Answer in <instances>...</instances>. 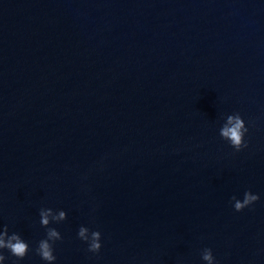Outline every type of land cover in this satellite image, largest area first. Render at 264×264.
<instances>
[{
	"label": "water",
	"instance_id": "obj_1",
	"mask_svg": "<svg viewBox=\"0 0 264 264\" xmlns=\"http://www.w3.org/2000/svg\"><path fill=\"white\" fill-rule=\"evenodd\" d=\"M41 208L52 264H264V0H0V264Z\"/></svg>",
	"mask_w": 264,
	"mask_h": 264
},
{
	"label": "clouds",
	"instance_id": "obj_2",
	"mask_svg": "<svg viewBox=\"0 0 264 264\" xmlns=\"http://www.w3.org/2000/svg\"><path fill=\"white\" fill-rule=\"evenodd\" d=\"M248 132V128L245 125V121L239 113L228 115L226 122L220 129V136L227 140L230 145L237 151L244 147H247V143L244 140L245 133ZM234 203V209L241 211L245 207L251 205L253 202L259 199L258 194H253L250 190L245 191L243 200L237 199L235 196L231 198ZM40 223L46 227V238L41 239L38 242V246L35 249L37 255H39L48 264H52L56 260L53 254V243L57 240L62 239L60 232L56 228L47 227L50 224V217L52 221L59 222L66 219V212L61 210L58 215L53 212L51 208H41L40 212ZM81 240L88 242V250L90 252H99L101 248V233L99 231H91L85 226H81L77 233ZM7 249L10 254L17 258V260L23 259L28 251L29 244L16 232L11 235L8 234L7 226H4V230L0 231V250ZM202 259L207 264H216L215 258L210 248H205L202 251ZM5 260V256L0 251V262Z\"/></svg>",
	"mask_w": 264,
	"mask_h": 264
}]
</instances>
